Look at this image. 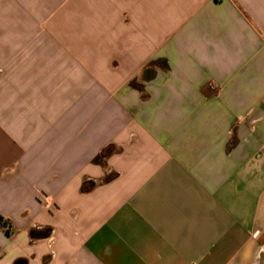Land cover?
I'll return each mask as SVG.
<instances>
[{
	"label": "crops",
	"instance_id": "1",
	"mask_svg": "<svg viewBox=\"0 0 264 264\" xmlns=\"http://www.w3.org/2000/svg\"><path fill=\"white\" fill-rule=\"evenodd\" d=\"M0 217V264H264V0H0Z\"/></svg>",
	"mask_w": 264,
	"mask_h": 264
},
{
	"label": "trees",
	"instance_id": "2",
	"mask_svg": "<svg viewBox=\"0 0 264 264\" xmlns=\"http://www.w3.org/2000/svg\"><path fill=\"white\" fill-rule=\"evenodd\" d=\"M114 148L113 146H108L104 148L94 159L93 163L101 166L104 170V178L101 181H94V180H83L80 185V192L81 193H88L90 192L95 186L99 184H106L110 182L116 174L111 172L104 164V160L108 155L113 153ZM10 222L6 219L0 217V229L4 231L6 235H10ZM52 229L48 227L36 229L32 228L29 231V239L30 241L46 239L51 235Z\"/></svg>",
	"mask_w": 264,
	"mask_h": 264
},
{
	"label": "water",
	"instance_id": "3",
	"mask_svg": "<svg viewBox=\"0 0 264 264\" xmlns=\"http://www.w3.org/2000/svg\"><path fill=\"white\" fill-rule=\"evenodd\" d=\"M15 264H26V262L21 261V262H16Z\"/></svg>",
	"mask_w": 264,
	"mask_h": 264
}]
</instances>
